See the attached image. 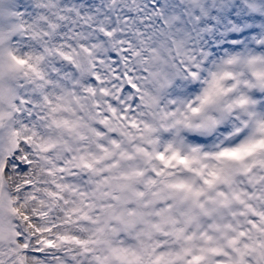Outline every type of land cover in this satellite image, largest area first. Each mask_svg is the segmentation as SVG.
I'll return each mask as SVG.
<instances>
[{
  "label": "snow or ice",
  "instance_id": "obj_1",
  "mask_svg": "<svg viewBox=\"0 0 264 264\" xmlns=\"http://www.w3.org/2000/svg\"><path fill=\"white\" fill-rule=\"evenodd\" d=\"M56 3L0 0V264H264V3ZM189 80L196 123L159 107Z\"/></svg>",
  "mask_w": 264,
  "mask_h": 264
},
{
  "label": "clouds",
  "instance_id": "obj_2",
  "mask_svg": "<svg viewBox=\"0 0 264 264\" xmlns=\"http://www.w3.org/2000/svg\"><path fill=\"white\" fill-rule=\"evenodd\" d=\"M26 2L35 3L36 0H26ZM262 3H264V0H261ZM65 6V0H57L56 8H62ZM50 18L52 19V22H59L55 19L54 16H51L52 11L54 9H48ZM64 23V22H59ZM61 31L63 29L58 30L55 34L53 39H55V36H59L61 34ZM39 43V42H37ZM51 43V41L49 42ZM8 45H5V49L7 50ZM12 50L15 51V42H13ZM40 49H35V53H39ZM19 55V53H17ZM57 60L58 58L54 57H47L45 58L44 67L47 68L51 60ZM23 83L24 87H16L17 85H20ZM13 86L16 87L17 91V98L19 95H23L25 92L32 93L33 89L35 88V83L32 80L31 74H29L28 77H25L23 72L18 74V78L14 80ZM207 87V85L198 83V82H192V81H181L180 85H177L176 88L173 89H167L164 91V93L161 96V104L160 108H166L170 111H175L177 108L181 109L182 112L188 114L189 120H191L193 123H196L200 116H194L189 108L187 107L189 104H192L193 106L197 105V96L200 94L201 90L203 88ZM49 95L52 94V89L49 87L46 90ZM170 100H176V104H170ZM14 103V101L12 102ZM153 111H156V109H153ZM0 112H2L3 116L2 119H0V134L6 135L9 131H17L19 130V121L21 119L20 114L16 112V110L11 107L9 102H5L3 107L0 108ZM213 114V113H209ZM61 115H67V113H58L57 116ZM180 118L183 119V117L178 113L176 117H173L172 119ZM145 119H150L149 117H145ZM170 122V121H169ZM155 124L157 126V132L155 133L156 137L162 138L163 140L170 139L173 135V133L176 131L175 129L172 130V132H165L160 128V121L157 119L155 121ZM42 134H52V135H59V132L54 129H45L41 128ZM180 135L184 137L186 143L188 144H196V143H202L205 147V149H210L211 145L216 142V140L219 139V133L216 134L215 139L209 140L207 136H203L199 133H197L194 129H187V128H181L180 129ZM164 144L161 143L160 147L163 148Z\"/></svg>",
  "mask_w": 264,
  "mask_h": 264
}]
</instances>
